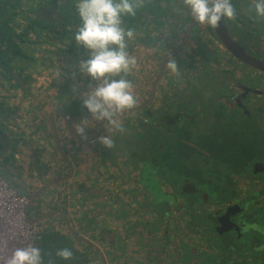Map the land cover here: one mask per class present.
Masks as SVG:
<instances>
[{
  "label": "flooded vegetation",
  "instance_id": "flooded-vegetation-1",
  "mask_svg": "<svg viewBox=\"0 0 264 264\" xmlns=\"http://www.w3.org/2000/svg\"><path fill=\"white\" fill-rule=\"evenodd\" d=\"M179 1L183 2V0H145L144 6L137 10V14L134 17H124L126 29L132 28L135 31L134 37L128 41L127 51L129 53L135 50L138 56L135 57L137 66L131 73L134 77L132 83H134L133 92L137 99V104L129 110L137 111L139 115L132 118L124 117L120 120L121 124L122 122L127 124V121H133L137 129L140 130L144 126V131L146 132V128L150 127L153 129L152 133L157 136L169 135L167 134L168 131L176 134L181 133L185 126L191 130V138L194 137L193 133L196 130L206 131L204 135L211 136L213 134L211 129L212 114H207L203 111L212 108L215 110L216 119L222 121L223 117H219L218 114H225V121L233 122L232 128H235L237 122L238 124L245 122L250 129L258 128L263 130L264 72L238 62L230 56L228 51L221 46L222 43L219 42L215 28L194 21L189 10H182L183 7L180 6L182 3ZM72 3V6L69 7V2H67L64 5L65 10L59 11L63 14L60 16L61 18L56 19L55 15L45 10V15L52 16V18H39L44 24L40 22L34 24L26 20L27 25L22 29L19 30L17 26L11 29L19 35L21 40L25 37V42H18L16 45H27L25 49L29 52L28 59L35 62L36 68L39 66L43 68H38L37 71L44 72V76L48 79L46 90L52 91L55 86L60 90L68 88L70 90L68 91L69 93L75 94V99L82 100L80 97L83 94L77 95L75 93L78 92L80 94L79 86H85L82 83L80 72L71 75V71L75 66L76 70H80V65H73V68H68V65H66L65 68L59 58L60 55L65 53V50H68L71 54L85 52L79 45L70 46L67 49V45H70V34L74 35V31L80 22L79 17L76 15L74 0H72ZM232 3L237 10V17L235 20H222L223 24L250 52L261 59L264 58V19H253L254 13L249 11L251 0H232ZM48 5L52 9L53 6L50 4H46L44 8L49 7ZM174 5L178 6L182 11H179L181 13L178 15H174V20L165 21L166 27H163L160 16L170 11ZM11 18L15 24V16ZM232 24L235 29L243 28L236 31L231 27ZM186 33H188L187 38L185 37ZM39 34L45 37V41L39 40L37 37ZM31 35L35 37L31 39ZM146 38H151L153 43H147L145 41ZM56 41L58 43L61 41L60 45H55ZM160 45L167 46L163 50H158ZM170 58L177 62L178 74L166 68V63ZM225 65L228 68H225ZM67 74L69 76L68 80H64L63 78ZM113 78L118 79L120 77ZM68 82L72 85L70 86ZM95 86L93 84L92 88ZM208 87L212 90L214 89L213 91L211 90L212 92L210 91V97H212V100L214 99L217 106H212V100L211 105L208 107L200 104V97L196 93L198 91H206ZM216 100L218 101L216 102ZM70 107L75 109V105L71 104ZM202 114L205 115L202 120L206 125L201 128L199 116ZM208 121L209 123H207ZM144 124H147V126ZM97 128L100 129V127ZM98 131L102 135V130ZM98 131L96 129V133ZM7 138L5 129H0V153L7 151V146L4 144ZM11 142H14V140ZM98 145L100 150L105 153L103 156H105L107 148L100 143ZM157 146L160 150L158 158L160 160L163 157L162 147H165L166 144L165 142H159ZM190 155L195 160L202 158L194 155L193 152ZM148 162L152 164L151 167L155 168V165L158 167L157 159L149 158ZM260 162H264V159L251 164L254 176H251L252 174L249 178L245 175L243 177L240 176L235 181L237 194L234 198L226 200L223 205L215 203L208 205L215 215L217 212L219 213V215L215 216L216 224L213 227L215 231L222 235L231 234L232 237H237L235 229L230 228L231 224H233L240 228L241 234L247 231L246 236L240 235L247 239L250 230H253L254 233L252 235L255 245L260 243V237H264V231L262 230L264 220L262 218L261 220L258 219V206L263 199L260 201L252 198V193L264 190V182L256 176V174L264 172V167L259 165ZM140 167H143V164L138 165L139 169ZM133 171L135 170H130L131 175ZM157 173L160 177L158 175L156 177L161 180V183L165 182L174 193L175 200L170 203H177L180 200L177 190L180 192L181 190L184 191L185 183H181L178 187L172 178L167 181L166 178H162L158 170ZM113 177L111 178V183L112 180H115ZM123 177H126V174ZM177 179L181 181L180 178ZM127 180L130 181L128 178ZM134 183L136 186L131 184L133 191L130 192L132 194L128 198V205L133 207L134 204L143 202L146 206L144 210L147 211V215H144V213V216L139 218L137 223H134L140 228L142 227L141 235L147 239L145 246H143L144 257H142L141 263L151 264L153 259L158 258L156 264H162L165 259L157 246L167 243V247H173L177 244L174 242L172 234L165 233V227L163 226L165 217H162L161 214V204H157L152 200L151 193L144 186H141L139 181ZM120 189L116 190L111 185V190L113 191L119 192ZM123 190L126 191V188H123ZM171 190L169 191L172 192ZM200 192L197 190L196 193L203 199L201 195L204 192ZM238 200H241L240 204ZM234 203L237 206L233 207ZM239 207L242 209H236ZM216 208H218L217 211ZM124 212H126L127 216L131 215L130 219L134 222L132 217L137 212L133 211L132 214L127 213L126 210ZM150 213H153V216H150ZM164 214L167 217L165 212ZM224 215L229 219H222ZM138 217L140 216L138 215ZM230 222L232 223L230 224ZM253 224L257 225L258 229L249 227V225ZM208 234L214 235V232L210 231ZM229 254L235 256L236 251H230ZM175 259L177 258L173 257L171 253L170 264L174 262L179 264V260L176 261Z\"/></svg>",
  "mask_w": 264,
  "mask_h": 264
},
{
  "label": "rangeland",
  "instance_id": "rangeland-1",
  "mask_svg": "<svg viewBox=\"0 0 264 264\" xmlns=\"http://www.w3.org/2000/svg\"><path fill=\"white\" fill-rule=\"evenodd\" d=\"M15 2H22V0H7L8 3V9L14 7L16 5ZM182 4L180 6L183 7L182 10H189L182 1H179ZM181 9L178 8V6H172L171 10L168 11L167 13H163L160 16V20H161V24L163 27H166L165 25V21L168 20H174L175 17L174 15H178L179 11H182ZM190 11V10H189ZM26 19H27V15L21 14V13H16L15 15V25L17 26V28L20 30L22 29L24 26L27 25L26 23ZM34 19L38 20L41 24H44L43 21L37 19L34 17ZM71 39H70V45H67V49L71 46H75V45H79L77 44V42L74 40L73 38V34H70ZM35 36L31 35L30 38L33 39ZM37 37L39 38L40 41H45V37H43L42 34L37 35ZM62 41V40H61ZM61 41H59V43L56 41L55 45H60ZM147 43H153L151 41V38H146L145 40ZM83 50H85V52H79L76 54H71L68 50H65V53L60 55V61L65 65H68L69 67H74L73 65H80L81 61L87 60L89 58V52L87 49H85L83 46L79 45ZM167 45H160L158 50H163ZM27 47V45L22 48L19 49L20 52H22V55L18 57V59L16 60L17 62L20 61H26L27 63H30L27 66V70L26 73L29 74V79L31 81H33L35 79V82H33V85H36L34 83H37V80L39 79H44V72L41 71H37L38 68H36L35 62L33 60H29L28 59V54L29 52L27 51V49H25ZM129 54L131 56L134 57H138L135 50H132L129 52ZM225 68H228L227 65H225ZM28 71V72H27ZM80 72L81 78L83 80L82 83L85 84V86H79V91L80 94L78 92H75L77 95H82L86 92H88L89 90L92 89L93 84H97V81L92 80V78L86 74H84L83 72H81V70H76V66L74 67V69H72L71 71V75L73 74H77ZM135 73V72H134ZM133 73V74H134ZM25 74V73H24ZM68 74L66 77H64L63 79H67L68 80ZM127 79H129L130 81L133 80V76L131 74H129L127 77ZM133 82V81H132ZM68 84L71 86L72 84L70 82H68ZM38 85V84H37ZM134 85V83H133ZM17 85H15L14 89L16 88ZM13 89V90H14ZM45 90V93L47 94V96H51L53 95L51 93V90ZM212 89L208 87V89L205 91H198L196 93V95H198L200 97V104L202 106H210L211 103L213 102L212 106H217V104L215 103L214 99L212 100V97H210V91ZM214 90V89H213ZM212 90V91H213ZM211 91V92H212ZM44 93V95H45ZM39 97V96H38ZM215 97V95H214ZM82 98V97H80ZM212 100V102H211ZM218 100H216L217 102ZM38 103L32 104V106L29 107V105L27 106H22V108H17L14 107L10 114H13L15 112H13L14 110L17 112L16 113V117L12 118V120L14 121V119H16L14 121V125H9L6 124V129L8 131V134L11 136V138H13L14 140H16L17 142H21V141H28L31 140V137L28 136L31 133H34L33 136H37L39 141L42 142V146L44 147V144H47V141L49 140V138L52 137V133H51V126L48 122V114L50 112V110H42V109H46L44 106H39ZM42 109H41V108ZM87 111V110H86ZM203 111V110H202ZM214 109H206L205 111H203L204 113L207 114H212V121L216 119V115L214 113ZM88 113V112H87ZM41 114L43 117H41ZM90 116V114H88ZM139 115V112L137 111H131V110H125V112H123L122 114H118L117 115V119L120 121L122 118L124 117H137ZM205 115L202 114L201 116H199V122H200V127H204L206 125L205 122H203V117ZM54 114L51 118V124H52V131L53 128L55 130V133L57 135V143L63 153V150L61 148L60 145V140L62 139V137L65 135H67V132L72 134H75L74 132L71 131V128L74 127V124L77 122L73 121L72 122L67 119V114L65 115L66 119L69 120L68 124H72V127L70 125H67L66 120L65 119H59L58 122L55 121V119H53ZM223 119L222 122V128L224 129V132H226V134L222 139H217L213 142H200L198 140V136L202 135V134H206V131L203 130H196L193 134L194 137L191 138V140L189 138H187L188 143L192 144V148L194 149V151H196L199 154V151L196 149L195 145H198L199 147H201V149L203 151H208L209 153L215 154V151L220 152V154L222 152H224L226 155L229 154H237L239 151H244V147L242 145L243 142V135L241 134L240 128L238 126V122L237 124H235V128H232V124L233 122H227L225 121L226 119V115L223 114L222 115ZM85 119V118H84ZM81 119V120H84ZM89 122L91 119L87 118ZM95 120L92 119L90 122L91 123H95ZM100 123H102L101 121H97V127H100ZM209 123V121L207 122ZM67 125V126H66ZM104 127L102 126V128H100L102 130V134L106 135V133L111 130L113 127L108 124L107 122H104ZM129 125V126H128ZM128 125H126L125 127V131L124 132H118L115 133V137L113 138L115 146L111 149L107 148V155L102 156V161L101 163H99V166H104L105 165V161H108V175L111 174V172L113 171V167H114V173L116 174V176L118 178H115V180H112V183L110 182L109 189L108 191H106V188L104 190H98L97 193V198L99 199V202L93 207V208H87V209H80V213L79 214H75L74 213V209H69V211L72 213H74V215H76V219L73 222V228L75 229V231H77V233H79V235L89 239L90 241L95 242L100 249L103 251L104 253V257L106 259V264H131L130 261H132L131 259H136V258H140V261L142 260V257H144V248L143 246H145V241H147L146 238L142 237L141 235V231L143 230L142 227L140 228V226H137L134 223H137L139 221V218L143 217L146 214V211L144 209H146L145 204L142 202L141 204H134V206L132 207V205H128V198L131 196L132 190L131 188V184L132 181H138V169H136L135 171L130 172V166L132 164H134L135 166L137 164H145L147 165L148 159H158L160 156V150L159 147L157 146L159 144V142H165L166 146H165V150L162 152L163 157L160 160V163H157V165H160V167H156L155 168L159 171H161L165 177L167 176L169 179L171 178H176V177H182L184 178V176H182L180 169L177 166V162L180 161V159H185V163L187 164V166L192 162L195 161L200 162V160H195L194 157H189V152L185 151L183 148L185 139H183V134H180L179 136H174L173 135L169 136V135H160L157 136L154 133H152V128H146V132L144 131V126L141 127V129H137L134 126V122L133 121H129ZM147 126V124H144ZM241 126H244L243 124H241ZM188 128V127H187ZM74 129V128H73ZM189 129V128H188ZM250 129V128H249ZM75 130V129H74ZM171 131H168L167 134H170ZM101 132L98 131L95 138L93 137L92 141L96 142V144L98 145L99 143L97 142V137L98 135L100 136ZM54 138V137H53ZM111 138V137H110ZM212 138V137H211ZM65 140V139H64ZM218 140V141H217ZM216 143H218V146H216ZM55 145V144H54ZM99 146V145H98ZM17 147L20 149L18 150V158L24 157L28 151L27 149H21L22 147H20L17 144ZM39 149L41 150L40 155H38L40 158L44 159L45 156H47L46 152L44 151V148L39 147ZM100 149V147H99ZM113 151V152H112ZM13 151H8L9 154H5L4 159H7L8 162L5 165H3V170L2 173L5 175V177L9 180L12 181L11 176L14 174V177H18L20 176L21 172L23 171L22 167L19 166V164H17L16 162V158L15 155L12 153ZM194 153V152H193ZM64 154V153H63ZM66 157H68L66 154H64ZM194 155H196V153H194ZM107 156V157H106ZM247 157H250L251 159H253L254 162H256L257 160H261L264 158V152H262L260 155L258 154L257 156L253 155V154H247ZM209 157H214L213 155L209 156ZM69 160H71L70 157H68ZM73 163V162H72ZM149 163V162H148ZM156 164V162H155ZM149 166H152L151 163H149ZM226 168H228V166H225ZM51 168H53V166L51 165ZM118 168H123L124 170H118ZM190 171L195 172L194 169H189ZM128 172V173H127ZM127 176V178L130 180L128 181L125 177H123V175ZM156 175H158V173L156 172ZM186 176L187 177H195V174L193 173H189L186 172ZM35 175L33 173V171L31 169L28 170V175L26 177V181H28L27 183H29V186L31 184L32 181H35L34 179ZM36 178V177H35ZM111 180V179H110ZM24 182H20V185L23 184ZM24 185V184H23ZM111 185H113V187L118 190L120 189V191H113L111 190ZM163 186L166 187V189L171 190L170 186L168 187L167 184L164 182ZM200 188H202L203 190H206V192L209 191V188L203 185H197ZM15 187V186H14ZM128 187V188H127ZM19 192H23L21 194H27L24 193L26 192L24 189H22V187L20 189H18L17 187H15ZM25 188H27L25 186ZM123 188H126V191L123 190ZM129 189V190H127ZM143 190V189H142ZM184 192H189L188 193V197L190 198L189 194H191L192 190L195 191V189L193 188H189L188 186L183 188ZM172 191V190H171ZM182 191V190H181ZM197 191V190H196ZM177 192H180L177 190ZM96 188L95 187H90L88 189L87 192V206L89 207L90 205H93L94 202V198L96 196ZM106 193V194H105ZM104 194V195H103ZM48 195L51 196V192L48 193ZM93 195L94 198H93ZM46 196V195H45ZM102 197L103 200H106V203L102 204L100 201V198ZM126 197V198H125ZM194 198L197 199L198 196H192ZM50 198L46 196V201L47 199L50 200ZM69 198V197H68ZM66 198V199H68ZM125 200H124V199ZM70 202H73V197H70L69 199ZM180 201L181 198H180ZM200 202V201H199ZM96 203V202H95ZM143 205V206H142ZM162 205V204H161ZM32 207H33V202H31L28 205L27 208V215L30 216L32 215ZM124 210L127 211V213L132 214L133 211H136L137 213L133 214L134 217L133 220L134 222L130 219L131 215L126 214V212H124ZM145 213V214H144ZM144 214V215H143ZM73 215V214H72ZM138 215L140 217H138ZM264 218V211L262 212H258V219L261 220V218ZM138 219V220H137ZM175 219L176 222H178L179 218L175 217L173 218ZM52 225L53 228L57 229L58 225L56 221H52ZM101 227L102 228H106L107 232L104 231L101 232ZM262 230L264 231V226H262ZM52 231H55L54 229H52ZM178 231L177 228H175V233ZM254 231L250 230V237H253ZM53 238H55L54 234H51L49 236V238L43 240L40 236H37L34 245L40 247L41 251L44 252H53L56 251V249L59 248H63L65 247V245H67V243L64 240H61L60 243L58 245H56L53 242ZM124 238V239H123ZM73 243V240H71ZM114 244V250L115 248L117 249V251L119 252V254L117 255H111V254H107V249L109 248L108 246L111 244ZM78 245H80V247L82 246V244H80L78 242ZM87 250L90 249V247L87 245L86 248ZM251 251V250H250ZM252 252V251H251ZM139 255V256H137ZM109 256V257H108ZM114 256V257H112ZM142 264V263H141Z\"/></svg>",
  "mask_w": 264,
  "mask_h": 264
},
{
  "label": "crops",
  "instance_id": "crops-1",
  "mask_svg": "<svg viewBox=\"0 0 264 264\" xmlns=\"http://www.w3.org/2000/svg\"><path fill=\"white\" fill-rule=\"evenodd\" d=\"M29 64L30 63H27L26 61H20V67H18L17 70L19 78L15 77V80L18 84L16 86L17 89H14L10 92L12 94H15L14 98L10 101V108L12 110L14 107L22 108V106L26 105H29L30 107L32 106V104L38 103L39 106H44L46 109H42L41 107L40 108L46 111L50 110L52 106V109L48 114V122L51 126L52 137L49 138L47 144H44V147L42 146V142L39 141L38 137L33 136L34 133L28 135L31 137V140L17 142L13 138H11L8 133H6V126L3 127L5 129V135L6 137H8V140L6 139L4 143L7 146V151H3L2 153H0V174L6 179L11 187H17L18 189L22 187V189L26 191L24 193H34L40 186H45V189L41 193V195L33 201V214L30 216L27 215V217L33 219L35 222V224H33L36 229L35 240L37 236H40L43 240L49 238L52 229L55 230V228H53L52 221H56L58 225L60 224L56 231H58V233L61 235L67 236L70 240H73L76 245L79 242L80 244H82L81 247H83V249L86 251L85 243L80 240H74V235L68 229V225L66 224V218H68L71 225H73L74 220H77L74 213L79 214L80 209L82 208H93L99 202V199L97 198L98 190H96V196L93 195V198L95 196L93 205L86 207V197L88 189L90 187H107L111 182V174L108 175V161H105L104 166H99V163H101L102 161V156L105 153L99 149V146L96 144V142L92 141L93 137L95 138L97 134L96 129L97 131L100 129L97 128L96 120V122L94 121L95 123L90 122L92 118L88 115L89 113H87V111H85L86 113H79L78 110L70 107V105L73 104L71 102L72 99H70L69 102L67 100V97L75 99V94L69 93L72 95V97L66 96L63 90H60L57 86H55V89L51 91L53 95L47 96L44 90L46 89L48 83L47 77L37 80V83H34L36 85H33L35 79L31 81L29 79V74L26 73L27 66ZM38 68L43 69L41 66H39ZM1 79L2 78L0 77V81ZM13 112L16 113V111ZM15 113H13V115H15ZM53 114V119H55L56 122H58L61 118L62 120H66V123L67 125H69V127L70 125L72 127L73 121H77L74 124V129L80 126L78 125V123H83V126L86 127L88 135V138L86 140L81 139L80 137H78V135H71V133L69 132H67V135H64L60 140V145L63 153L70 157V161L73 162L74 167L71 165L73 167V170H70V166L65 161L66 156L62 153L61 149L55 148L53 138L54 131H52L51 124V118ZM66 114L67 119H69L72 124H68L69 120L66 119ZM41 117H43L42 114ZM84 118H89L91 120L89 122H82L81 119ZM15 120L16 119H14V121ZM9 124L12 125V123ZM112 131L116 130L112 128ZM12 140H14V142H11ZM17 143L20 147H22L21 149H27L28 153L24 157L18 158V150L20 149L17 147ZM39 147L44 148V151L47 154L44 159L38 156L41 153ZM103 147L106 148V146L104 145ZM10 150L13 151L12 153L15 155L17 164H19V166L23 169L20 176L14 177V174L11 176L12 181H9L2 173L3 165H5L6 167V164L8 162L7 159H4V156L5 154H9L8 151ZM51 165L53 166V168H51ZM29 169L33 171L36 177H34L35 181H32L30 186L29 183H27L28 181H26ZM20 182H24V185H20ZM25 186L27 188H25ZM67 190H70L68 194ZM50 192L52 196L51 198L50 195H48V193ZM45 195L47 196V198L49 197L50 200L47 199L46 201ZM70 197H73V202L69 201ZM99 198L102 204L106 203V200H103L102 197ZM69 209H74V213H71ZM63 212H66V214ZM81 237L83 239L85 238L83 236ZM52 240L54 241V238ZM78 246L80 248V245ZM79 252L80 258H78V256L76 255L73 256V259L65 261L55 255L56 251H42L43 264H80V261L82 264H101V261L98 260L93 254H90L87 251ZM135 263H141L140 258H136L134 264Z\"/></svg>",
  "mask_w": 264,
  "mask_h": 264
},
{
  "label": "clouds",
  "instance_id": "clouds-1",
  "mask_svg": "<svg viewBox=\"0 0 264 264\" xmlns=\"http://www.w3.org/2000/svg\"><path fill=\"white\" fill-rule=\"evenodd\" d=\"M144 4L145 0H74L80 22L73 38L89 52V58L80 62V70L97 81L94 88L83 94L82 107L92 119L107 122L121 133L125 128L117 115L137 104L134 85L126 78L137 66L136 58L127 51L128 41L134 37L135 31L126 29L124 17H134ZM183 4L190 10L194 21L214 28L222 20H235L237 17L232 0H183ZM249 11L254 13L253 19H264V0H251ZM166 68L178 74L174 59H168ZM86 121L87 118L82 120ZM78 125L76 134L86 140V127L83 123ZM97 142L109 149L115 146L108 135H100ZM249 227L258 229L254 224ZM55 255L68 261L74 254L71 248L63 247L57 249ZM5 264H43L42 251L35 245L17 247Z\"/></svg>",
  "mask_w": 264,
  "mask_h": 264
},
{
  "label": "trees",
  "instance_id": "trees-1",
  "mask_svg": "<svg viewBox=\"0 0 264 264\" xmlns=\"http://www.w3.org/2000/svg\"><path fill=\"white\" fill-rule=\"evenodd\" d=\"M63 91L66 96L72 97V95L68 92L70 91L68 88ZM70 99H72V105H75V109L78 110L79 113H86V109L82 107L81 99L67 97L68 101ZM218 116L222 117V114H218ZM222 124L221 120H213L211 125L213 134L211 136H205L202 134V136H198V140L202 143L213 142L216 138L223 140L226 132H224ZM242 124L244 126H240L241 124H238V126L241 134L243 135L242 145L245 149L244 151H239L237 154L226 155L224 152L220 154L218 151H215V154H212L208 151H203L201 147L195 145L196 149L199 151L198 154L192 148L191 141L188 143L187 138L191 140V130L188 129L187 126L183 127L181 133H174V136L176 137L183 134V139H185L183 148L185 151L189 152V157L191 156L190 153L194 152L202 158L197 159L200 160V162L196 163L195 161H192L188 166L185 163V159L182 158L176 163L182 176H184V178L181 176L172 178L176 182L177 186L179 187L181 183H185V187L188 186L193 189L196 187V189L195 191L192 190L191 194H189L190 198L188 197L189 192L181 191L178 192V197L179 199L181 198L182 201L179 200L177 203L173 204L165 200V202L161 205L162 217H165L164 212L167 215L170 213L171 215H174L175 212H177L180 216L184 217L183 228H181L183 230V238L180 239L179 243L173 247H167V243L157 246L159 251L163 253L165 259L162 264H170V255L172 252L176 254L175 257L179 260V264H264V237H260V243L255 245L254 237L249 236L245 239L244 237H232L231 234L222 235L218 233L213 227L216 224L215 216L219 215V213L217 212L215 215L210 206H208L211 205V203L223 205L226 200L234 198L237 194L235 181L239 179L240 176L243 177L245 175L248 178L251 174V176H254L251 169V164H253L252 162L254 160L247 157L246 153L257 156L258 154L260 155L264 152V129H249V126L245 122ZM126 125L127 124H123L124 127H126ZM115 133L118 132L109 130L107 135L113 139L115 137ZM171 135H173V133L169 134V136ZM216 146H218V143H216ZM164 150L165 147L163 146L162 152ZM210 155H213L214 157L211 158L209 157ZM160 160L157 159L158 163H160ZM226 165L228 168L225 167ZM132 167L134 169L136 166L134 165ZM158 167H160V165H158ZM189 169H194L196 173L190 171ZM186 172L195 174V177H187ZM256 176L264 182V172L256 174ZM165 178L167 181L171 180L167 176ZM177 178H180L181 181ZM197 185L206 186L209 188V191L206 192V190H203ZM196 190H198L199 193H201L200 191L204 192L203 195H201L203 199L199 197ZM192 196L198 197L196 199ZM252 198L254 200L259 199L260 201L263 199L261 204L258 206V212H261L262 210L264 211V190L252 193ZM217 210L218 208H216V211ZM262 219L264 220V218ZM186 231L190 232L192 236L197 239V243H194V246L182 241ZM210 231H213L214 235L208 234ZM51 234L55 235L53 242L56 245H58L61 240H64L67 243L65 247L71 248L74 254L73 256L77 255L78 258H80V252L74 247V243H72L67 236L59 234L56 230L51 231L50 235ZM230 251H236L238 255L242 254V257L247 256V258H250V254H252L251 256L253 259L244 261V259H240L242 258L240 256L236 260L224 262L223 259L229 257ZM80 264H82L81 261Z\"/></svg>",
  "mask_w": 264,
  "mask_h": 264
},
{
  "label": "water",
  "instance_id": "water-1",
  "mask_svg": "<svg viewBox=\"0 0 264 264\" xmlns=\"http://www.w3.org/2000/svg\"><path fill=\"white\" fill-rule=\"evenodd\" d=\"M67 2H69V7H71L73 4L72 0H67ZM67 2H66V0H22V2H15L16 5L10 9H8L9 5L7 3V0H0V77L2 78L0 81V129H2L3 127L6 126V124H9V123H12V125H14V121L12 120V118L17 116L16 115L17 112L15 113V115L10 114V112H11L10 101L15 96V94H12L10 92L14 89L15 85H18L15 79L19 78V75L17 74L18 73L17 70H18V67H20V65H19V62L16 61L18 59V57L22 55V52H20L19 49H22L26 46V45H16L18 42H22V43L25 42V37H24V39L21 40L19 38V35L11 29V28L16 27V25L13 23V20L11 17L15 16L16 13H21V14L27 15L26 20H28V22H32V23L36 24V23H39V21L34 19V17L37 19H39L41 17H44V18L48 17L50 19L52 18V16L45 15V10H46L49 13H52L53 15H55V17H57L56 19H58V18H61L60 17L61 15H63L59 11L65 10L64 5ZM46 4H50L51 6H53L52 9L50 8L49 5H48L49 7L44 8ZM231 27L236 31H239L241 28H243V27H240L238 29H235L233 27V24L231 25ZM215 33L219 39V42L222 43L221 46H223V48H225L228 51V53L230 54V56H232L236 61L241 62L245 65H248L249 67L259 69V70L264 72V58H262V59L259 58L257 55L250 52L244 45H242L227 30V28L225 27V25L223 24L222 21L220 22L218 27H215ZM187 36H188V33H186L185 37L187 38ZM128 122L129 121H127V125H128ZM102 126H104V122L100 123V128H102ZM6 131H7V129H6ZM53 131H54L53 137H54L55 148L60 149V147L57 143V135L55 133L54 128H53ZM71 131L74 132L75 135H77L76 131L73 128H71ZM6 133H8V131ZM65 161L70 166V170H73L74 165L68 159V157L65 158ZM263 163L264 162H262V163L260 162L259 165L264 167ZM138 165H140V164H137L136 167L134 168V170L138 169ZM120 169L124 170L123 168H118V170H120ZM130 169H133V167L130 166ZM137 171H138V175H139L138 181L140 182V185L144 186V188L147 189L149 193H151V198L155 203L162 204L163 202H165V200L168 202L175 200L173 191L170 192L169 190H166V188L161 183V180H159L156 177V172H157L156 168L149 166V163L147 162V165L143 164V167H140V169ZM159 172L161 173L162 178H165L163 173L161 171H159ZM112 177L118 178L113 171L111 172V178ZM50 184H51V182H50ZM50 184H48V185H50ZM132 185L136 186L134 181H132ZM105 188H106V191L110 190L109 186L97 187L96 190H104ZM44 189H45V186L44 187L40 186L34 193H32L29 204L31 202H33L35 199H37L41 195V193L44 191ZM130 189L133 191L132 188H130ZM127 190H129V189H127ZM69 192H70V190H67V194ZM238 203L240 204L241 200H238ZM235 206H237L236 203L233 204V207H235ZM27 207H28V205H27ZM236 209L240 210L242 208L239 207ZM171 212H172V210H171ZM63 213L66 214V212H63ZM146 213H147V211H146ZM150 216H153V213H150ZM175 217L179 218L178 222H176L175 219H173ZM26 218L30 223L35 224L33 219H30L29 217H27V213H26ZM222 219H229V218H226V216L224 215V216H222ZM183 222H184V217L180 216L177 212H175L174 215H171V213L168 214L167 217L165 216V220H163V226L165 227V233L166 234H172L174 242L176 244H178L180 239L183 238V236H182L183 230L181 229V228H183ZM231 223L232 222H230V224ZM66 224L68 225V229L74 235L73 236L74 240H80L83 243H85L86 246L88 245L90 247V251L87 249H86V251L90 254H93L98 260H100L101 264H106V259L104 257V253L100 249V247L95 242L90 241L87 238L83 239L81 237V235H79V233H77V231H75L73 226H71V223H70L68 218H66ZM175 228L178 229V231L176 233H175ZM230 228L235 229L237 237L246 236L247 231H246V233L241 234L240 228L238 226H234L233 224H231ZM100 230L103 233H104L103 230H105V232H107L106 228L101 227ZM240 235H242V236H240ZM244 238H246V237H244ZM182 241L187 242L191 246H194V243H197V239L194 236H192V234L188 231H186L184 233V239H182ZM114 244L115 243L108 246L109 248L107 249L108 250L107 254L108 253L111 255L119 254V252L117 251L116 248L114 250ZM74 247L78 251L86 252L83 249V247L79 248L78 244L76 245L74 243ZM156 254L159 255L158 253H156ZM175 255L176 254L174 252H172V256L175 257ZM240 256L242 257V254L238 255L237 252H236L235 256H233L232 254H229V257H226V259H223V261L229 262L231 260H236ZM112 257H114V256H112ZM157 259L158 258L153 259L151 264H156ZM240 259H244V261L245 260L248 261V260L253 259V258H251V255H250V258H247V256H246V257H242ZM131 260L132 261H130V263L134 264V261L136 259L132 258ZM175 260L178 261V259H175ZM139 264H141V263H139ZM173 264H177V262H174Z\"/></svg>",
  "mask_w": 264,
  "mask_h": 264
},
{
  "label": "built area",
  "instance_id": "built-area-1",
  "mask_svg": "<svg viewBox=\"0 0 264 264\" xmlns=\"http://www.w3.org/2000/svg\"><path fill=\"white\" fill-rule=\"evenodd\" d=\"M32 193L21 194L0 174V264L17 247L34 245L36 229L26 218Z\"/></svg>",
  "mask_w": 264,
  "mask_h": 264
},
{
  "label": "bare ground",
  "instance_id": "bare-ground-1",
  "mask_svg": "<svg viewBox=\"0 0 264 264\" xmlns=\"http://www.w3.org/2000/svg\"><path fill=\"white\" fill-rule=\"evenodd\" d=\"M246 16V15H245ZM10 186V185H9ZM11 187V186H10Z\"/></svg>",
  "mask_w": 264,
  "mask_h": 264
}]
</instances>
